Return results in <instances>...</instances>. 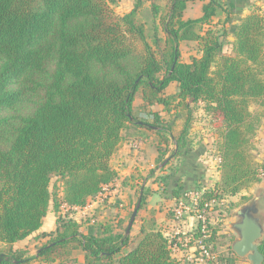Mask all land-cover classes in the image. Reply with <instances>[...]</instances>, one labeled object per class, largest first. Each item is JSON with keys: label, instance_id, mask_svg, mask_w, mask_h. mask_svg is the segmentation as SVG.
Masks as SVG:
<instances>
[{"label": "trees", "instance_id": "16d2710c", "mask_svg": "<svg viewBox=\"0 0 264 264\" xmlns=\"http://www.w3.org/2000/svg\"><path fill=\"white\" fill-rule=\"evenodd\" d=\"M191 1L152 3L147 24L137 16L143 0L125 14L111 5L115 0H0V264L63 263L73 260L75 249L85 251L83 264H178L177 239L158 223L156 209L140 218L135 236L126 234L125 219L73 217L117 180L111 160L130 126H149L137 123L133 113L138 95L174 116L155 112L152 123L159 159L169 169L161 178L167 198L202 186L193 169L200 150L191 151L190 138L200 102L206 111L219 112L223 123L216 142L220 179L200 193V211L210 200L260 181L251 148L261 118L250 104L264 105V9L232 29L235 40L226 53L229 32L203 30V24L219 8L226 5L230 13L244 1L207 0L201 17L185 19ZM182 41L195 42L200 56L182 62ZM172 82L179 91L166 94ZM24 104L32 109L21 112ZM54 179L60 182L57 192L51 190ZM145 198L143 190L139 211ZM177 204L167 206L173 223L179 221ZM51 206L58 213L56 229L40 234L47 240L27 257L14 245L41 228ZM208 228L204 237L199 223L196 245L211 246L212 252L221 245L215 264H237L231 247L224 248L227 235L218 234L213 223ZM260 249L264 254V237Z\"/></svg>", "mask_w": 264, "mask_h": 264}, {"label": "crops", "instance_id": "0c3cea01", "mask_svg": "<svg viewBox=\"0 0 264 264\" xmlns=\"http://www.w3.org/2000/svg\"><path fill=\"white\" fill-rule=\"evenodd\" d=\"M243 1L244 2L241 4L242 8L240 10L234 9L233 12L229 13L231 10H226L225 5V7L218 9L217 14L213 16L211 22L203 24L204 26L206 25L207 28L211 27L218 30L224 27L229 32L228 35L224 37L226 40L224 52L226 53L231 51L232 43L235 40L232 29L240 22L243 17L250 14L253 10L257 8L264 9V3H262V0ZM207 2V0H195L189 2L187 8L184 11V18L194 19L201 17L203 15V7ZM119 3H121L120 9L126 7L127 10L129 8V11H131L132 8H130V4H132V0H119ZM126 8L124 10V12L126 11L125 13L129 12L126 10ZM118 11L121 10L118 9ZM188 46H190L192 50L190 49L191 51L188 52V58L186 59L185 57L184 59L182 56L187 55ZM179 48L181 52L180 60L184 63H190L193 56H200L201 54L195 42L182 41ZM184 52L186 54H184ZM178 91L179 84L177 82H172L169 87H167L166 94H175ZM201 103L202 102L199 104ZM163 108L164 106L159 103L146 105L139 95L136 97L133 103V113L138 119L137 123L142 124L147 122L149 126H130V128L126 131V138L123 144L120 146L119 150L114 154L111 160L112 166L118 171L117 180L112 183L111 186L107 187L103 193H101L89 205L84 208H76V211H80L78 213H84V215H88L86 218H91L92 216L88 211H94L93 216L99 218V221H102V219L106 216L105 212L109 209V215L111 216L106 217H110V219L117 217L119 219L126 220V217L130 215V212L132 215L135 209V203L138 200V196H140L144 190L146 193L145 205L139 211L138 218L135 221L130 233L131 236H135L139 233L141 226L140 218L147 215V211L150 212L151 210L156 209V218L158 223L164 228L165 231L168 232V234L176 237L177 239V244H175L173 250V256L178 260V264H207L201 262L198 258H193L195 255L194 251L197 247V237L195 235L198 226L197 219L192 217L193 215L186 217L185 220H179L177 223H173L168 219L167 206L169 207V205L171 206L175 203L177 204V201L181 200L182 198L184 199L187 196H199L200 193L202 194L204 188L201 191L198 190L189 192L184 197L179 199L176 197L167 198V195L161 192L164 190L163 181L161 178L164 174L169 172V169L168 167H161L164 165L159 164L161 163V161H159L160 154L159 150L154 145L155 135L152 132L154 127L152 123L154 122L155 112H158L162 117H174L172 113L168 114ZM200 108L201 109H199V111H203L204 113L208 112L202 106H200ZM196 112L197 111L194 112L195 117H197ZM176 122L180 124L182 119L180 118ZM222 126L223 123L221 117L220 127ZM194 128L195 126L191 130L190 136L192 135V131L195 130ZM190 138L192 140V136ZM215 138L216 140L218 139L217 134ZM172 146H175L176 148V145L171 142L169 145L171 152L175 149ZM168 156L169 153L166 155V157ZM193 169L197 170L199 174L202 175L201 173L203 171L201 170V167L198 166V164H196ZM190 170L191 169H189V171ZM151 171H154L153 175L148 178V175L151 173ZM150 179L151 181L149 182ZM183 181H189L188 175L185 174ZM122 197H124V199ZM122 200L124 203H122ZM120 205L122 207H120ZM57 218L58 213L51 206L44 218L41 228L25 239L15 243V249L25 250L27 257L36 256L40 252L39 246L47 240L46 237H39V235L55 230ZM129 220L130 218H127V225ZM168 226L169 228L167 229ZM82 230L87 232L86 227H83ZM193 240H195L194 243L192 242ZM72 258L73 260L63 263L33 261L30 264H83L85 261V251L82 249H75L73 251Z\"/></svg>", "mask_w": 264, "mask_h": 264}, {"label": "rangeland", "instance_id": "374dc122", "mask_svg": "<svg viewBox=\"0 0 264 264\" xmlns=\"http://www.w3.org/2000/svg\"><path fill=\"white\" fill-rule=\"evenodd\" d=\"M131 1V0H130ZM223 2H227L228 0H222ZM261 1V0H260ZM136 0H132V4H130V8H133L135 5ZM152 3H157L158 5L164 6L166 3V0H143V5L140 11L138 12V17L141 20H144L148 22L147 24H150L151 19L153 17V12H152ZM262 3H264V0H262ZM120 4L119 0H115V2H112V6L115 7L116 11L120 14H125L124 10L126 7H123L120 9ZM127 6V5H125ZM129 6V5H128ZM121 10V11H118ZM127 10V8H126ZM130 9L128 8L127 11ZM204 26V25H203ZM204 27L202 29L204 30ZM187 55L182 56L184 59L188 58V52L192 50L190 46L187 47ZM191 49V50H190ZM184 54H186L184 52ZM182 58V59H183ZM264 78V74H263ZM200 106L202 105H194V112H196L195 117V130L192 131V150L193 152H197L200 150L199 155L196 159V162L194 164H198V166L201 167V170L203 171L201 174V177L199 179L200 184L202 185L200 187V191L202 188L207 189V188H214L215 184L218 182L219 177H220V169H219V155L217 152V145H216V134L218 135L221 128L220 127V122H221V114L218 112H203L199 111ZM21 112H27L32 109L31 104H24L21 108ZM250 110L259 116L260 122L258 124V129L256 132V135L253 138V148H251L252 153L255 155L257 161L260 163V181L253 184L250 188L243 190L241 193L231 196V195H223L221 198H216L210 200L206 208H204V213L207 218H209L210 221H212L213 225L218 228V234H226L227 235V241H226V246H224L225 249H227V246L231 247L232 243L234 240L238 237V233L234 230L233 228V223L239 219L237 216V210L241 209L245 205L251 204L256 197H259V214L263 217L264 219V105H261L257 101H252L250 104ZM220 127V128H219ZM123 144V143H122ZM135 146V145H134ZM175 148V146H172ZM161 165H164L162 163V160H160ZM176 161L174 166H179V163ZM160 166V165H159ZM183 168H185L187 163L182 161ZM164 167V166H161ZM151 179L149 180V182ZM108 187V186H107ZM106 187V188H107ZM105 188V189H106ZM60 189V182L56 179L53 180L51 183V190L54 192H57V190ZM163 194H166L164 190L161 191ZM60 193V192H58ZM124 199V197H122ZM122 203L123 200H122ZM177 206V205H176ZM120 207H122L120 205ZM177 208V207H176ZM66 211V209H64ZM63 212V211H62ZM80 212V211H78ZM76 213L73 214V217L79 222L84 221L88 215H84V213ZM91 216V220L94 222L96 221L95 217L93 216L94 211H88ZM131 213V212H130ZM148 213V211L146 212ZM106 216H111L109 215V209L105 212ZM104 217L102 221L107 219L108 217ZM130 215L126 217L129 218ZM190 216L189 214L186 215L184 214L181 218L177 217L179 220H185L186 217ZM102 218V217H101ZM110 219V217L108 218ZM99 220V218H98ZM128 226V225H127ZM86 226H84L85 228ZM192 242H195L194 240ZM196 242H200L199 240H196ZM219 243V241H218ZM200 244V243H199ZM213 244V243H212ZM214 245V244H213ZM197 246V245H196ZM200 246V245H199ZM197 246L194 253L195 255L193 258H204L206 263L210 264H215L217 262V254H219V250L223 249V246L221 245H216L219 247V249L213 250L211 254V258H208L207 256L204 255L203 250L201 247ZM215 258V260H214ZM243 260L239 258L237 261V264H242Z\"/></svg>", "mask_w": 264, "mask_h": 264}, {"label": "water", "instance_id": "95a60500", "mask_svg": "<svg viewBox=\"0 0 264 264\" xmlns=\"http://www.w3.org/2000/svg\"><path fill=\"white\" fill-rule=\"evenodd\" d=\"M259 199L256 197L251 204L237 210L239 219L232 225L238 237L232 243L231 249L243 260L242 264H264V254L260 249L264 237V219L259 214ZM141 203L142 193L128 222L127 235L131 233Z\"/></svg>", "mask_w": 264, "mask_h": 264}, {"label": "built area", "instance_id": "2783aa9c", "mask_svg": "<svg viewBox=\"0 0 264 264\" xmlns=\"http://www.w3.org/2000/svg\"><path fill=\"white\" fill-rule=\"evenodd\" d=\"M220 161V159H219ZM218 161V162H219ZM187 196L186 198H182L181 200H179L178 204H177V208L175 209L176 211V215L177 217H182L184 214H189L190 216L194 217L197 219L198 221V225L199 223L202 224V232L204 233V237L209 236V228H208V224H211L212 221L209 220V218H207L205 216L204 212L200 211L199 208V198L200 195H196L194 197H190ZM208 206V205H207ZM198 229V226H197ZM201 247V249L203 250V253L205 256H207L208 258H211V254H212V250H211V246H207L204 243H200L199 244ZM216 258V257H215ZM214 258V260H215ZM201 262L206 263V261L208 262V260H205L204 258L200 259Z\"/></svg>", "mask_w": 264, "mask_h": 264}]
</instances>
